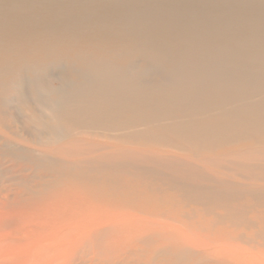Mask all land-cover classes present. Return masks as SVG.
Masks as SVG:
<instances>
[{
  "label": "bare ground",
  "instance_id": "obj_1",
  "mask_svg": "<svg viewBox=\"0 0 264 264\" xmlns=\"http://www.w3.org/2000/svg\"><path fill=\"white\" fill-rule=\"evenodd\" d=\"M1 12L0 80L9 78L4 90L11 96L0 108L21 97L34 106L27 120L46 135L40 138L46 145L91 135L189 155L73 139L39 149L38 161L81 176L130 167L142 176L165 178L183 203L214 216L212 226L257 228L246 241L239 234L237 242L255 243L263 253L252 255L224 235L196 241L176 219H152L156 212L143 206L129 211L128 220L127 214L102 209V224L127 220L152 226L143 242L162 240L166 245L152 254L170 259L165 246L176 249L179 260L199 251L219 264H264V213L247 218L264 205V0H18ZM69 71L76 82L57 93L49 78L73 77ZM152 74L162 77L153 82ZM0 140L3 148L20 152L19 143ZM240 143L248 145L195 159ZM52 155L84 158L64 162ZM84 190L68 200L81 210L93 201ZM58 199L65 200L64 193Z\"/></svg>",
  "mask_w": 264,
  "mask_h": 264
},
{
  "label": "rangeland",
  "instance_id": "obj_2",
  "mask_svg": "<svg viewBox=\"0 0 264 264\" xmlns=\"http://www.w3.org/2000/svg\"><path fill=\"white\" fill-rule=\"evenodd\" d=\"M13 1L18 0H0V9L9 6ZM95 8L100 9L99 6ZM3 12L0 14L2 15ZM30 62L33 64L35 61L31 59ZM70 73L73 74V77L60 80H54L53 77L49 78V84L54 91L60 92V90L64 91L66 87L68 88L65 90L73 87L71 85L76 82L77 75L72 71ZM159 77L161 78L162 75L152 74L150 79H154L153 82H156L155 80H159ZM8 79V77H4L0 80V102L11 96L9 89L4 90L7 88L5 85ZM8 103H4L3 106L6 107L0 108L3 110L0 113V118L3 116L2 120L0 119V136L16 144L19 143L20 152L3 148V140H0L1 264H219V261L213 256L208 259L199 251H187L183 260L176 259L177 250L169 249L171 247L168 246L165 247L172 254V259L168 256L152 254L153 249L164 247L166 244L155 238H152L154 243L143 242L147 236H150L146 235V233L149 234L147 227L152 231V226L129 225V221H127L129 211H133V208L138 206L154 210L157 214L155 213L152 219H165V221L168 217L176 219L181 225L190 228V232L186 228L185 230L196 241L211 236L221 237L224 235L234 242L233 245H242L244 243L237 242L239 234L246 241L247 237L257 233V228L245 229L242 226L229 228L228 224L224 222L212 226L214 216H205L200 212L199 207L183 203L179 196L177 198L173 195L170 188L165 185V178H153L146 174L142 176L143 174L136 173L130 167L124 172L114 171L116 172L114 173L112 170H106L101 175L82 173V176L78 170L73 173L65 172L64 168L57 169L56 166L46 167V162L44 160L38 161L39 155H35V153L37 154L39 149L47 151L56 149L60 147V144L62 146L65 143L73 142V139L89 144L112 146L114 149L127 148L151 153L176 154L182 158L189 155L187 153H184L185 156L181 153L177 154V152L169 149L162 150V148H157L148 143L131 144L132 142H128V144H123L111 140L107 142L105 139L91 135H71L68 138L64 137V140H48L46 145L44 143L47 140L44 137L46 135L37 129L35 122L32 121V124L30 120L32 110L30 108L33 107L34 109V106L30 103L25 104L22 97L15 103ZM27 118L30 119L27 120ZM37 131L41 132V135ZM43 137L45 140H40ZM242 145L248 144H235L220 149L214 155L201 154L195 159L212 158L218 155V152L219 154L237 152ZM15 147L18 146L15 145ZM22 151L28 152L29 155L32 153L34 156H30V158ZM57 157H60L59 160L64 162L84 158L70 159L62 155ZM78 177H82V179H75ZM82 188L93 201L84 202L81 210L68 200H71L72 195L80 192ZM63 193L66 199L59 201L58 197ZM247 201L244 200L242 204L248 205ZM102 209L127 214V220L102 224V220H98ZM256 210V213L255 210L248 213L247 218L252 219L257 214L264 213V205ZM215 214L221 215L222 211L218 210ZM94 224L97 228L88 233L89 230L85 229H92ZM206 241L204 242L207 243ZM256 246L255 243L244 244V247L251 249L252 255L254 253L257 255L259 252L263 253V250H257ZM203 247L202 245V249ZM236 263L242 264L243 262L237 261Z\"/></svg>",
  "mask_w": 264,
  "mask_h": 264
}]
</instances>
